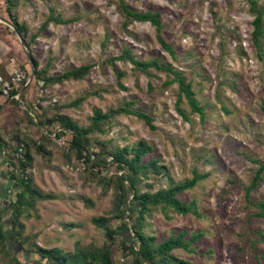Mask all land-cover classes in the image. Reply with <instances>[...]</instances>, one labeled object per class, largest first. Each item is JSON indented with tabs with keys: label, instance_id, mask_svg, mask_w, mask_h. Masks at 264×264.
I'll list each match as a JSON object with an SVG mask.
<instances>
[{
	"label": "rangeland",
	"instance_id": "1",
	"mask_svg": "<svg viewBox=\"0 0 264 264\" xmlns=\"http://www.w3.org/2000/svg\"><path fill=\"white\" fill-rule=\"evenodd\" d=\"M118 2L0 0V76L9 78L15 66L24 72L14 89L18 92L0 95V134L10 141V149L20 142L14 136L22 134L32 155L26 168L30 183L55 197L23 203L12 226L14 190L2 194L6 249L0 247V264H11L13 252L21 263L47 264L35 251L39 246L73 252L88 245L108 246L114 264H147L136 262L130 250L133 226L152 235L156 244L183 232L188 246L171 253L191 264H264V213L257 214L264 202V167L246 195L264 164V33L255 44L249 2L124 0L131 9L158 11L172 55L158 43L152 22L131 19L125 24ZM256 4L264 9V0ZM9 10L23 33L12 23ZM127 51L135 59L157 58L178 70L190 82L203 114L190 110L178 81L169 83L171 73L141 69L126 56L112 59ZM33 59L36 69H45L48 76L79 64L91 66L83 78L43 87V80L34 76ZM179 94L182 99L176 105ZM126 101L129 108L147 113L150 121L120 112L101 124L91 123L95 109L104 113ZM63 113L89 128L88 149L106 162L98 165L101 176L119 175L121 169L109 162L111 152L132 148L140 140L152 146L143 160L153 158L159 167L139 172L136 185L141 191L156 192L200 174L178 194L196 212L151 205L143 213L134 209L114 217L113 181L100 182L67 139L55 140L49 133L47 119ZM132 196L128 192V200ZM98 215L116 227L113 243L105 229L92 222ZM194 234L199 236L193 239Z\"/></svg>",
	"mask_w": 264,
	"mask_h": 264
},
{
	"label": "trees",
	"instance_id": "2",
	"mask_svg": "<svg viewBox=\"0 0 264 264\" xmlns=\"http://www.w3.org/2000/svg\"><path fill=\"white\" fill-rule=\"evenodd\" d=\"M9 1V0H5ZM249 2V8L253 12V39L254 43L258 44V41L261 35L264 33V9L257 6L256 0H247ZM118 9L122 12L125 17L124 23L127 24L131 19L137 20H148L152 22L157 29V41L161 45L163 49L170 53V55L174 54L173 48L168 45L162 34H161V20H159L158 11L152 10H135L131 9L127 6L124 0H119ZM11 15L12 23H14L19 29L21 33H23V26L20 25L16 19V17L9 10ZM52 19V18H51ZM44 21V25L47 24L48 20ZM56 22H64L67 19L53 18ZM25 37V34H23ZM28 44V42H27ZM128 57L135 65L139 66L141 69H147L148 67H153L158 71H166L171 73L173 79L170 82L178 81L180 89L183 91V96L186 98V101L190 107V110L198 112L200 115L203 114L202 106L199 104L198 100L193 96L194 92L191 89L190 82H186V79L181 73L172 69L170 66L163 65L159 63L157 58H151L148 60H139L135 59L128 51L118 54L112 59H117L121 57ZM34 64V76L37 79H42V85L48 86L51 84L62 83L67 79H79L83 78V76L89 71L90 64L84 63L79 64L77 66L64 69L62 73L48 76L46 75V70L36 69V60L33 59ZM17 92V90H12L11 93ZM2 92V88L0 86V95ZM182 99V94L177 95L176 105ZM130 102L126 101L123 104L118 105V107L110 108L106 112H101L99 109H95L92 114V124L98 125L99 123L106 122L111 117L118 115L120 112L133 113L136 116L144 119L146 122L150 121V116L142 111H138L128 107ZM182 111V110H181ZM47 122L51 124V128L49 133H54L55 140L64 138L67 139L68 147L72 148L77 156L82 159L84 163V168L92 172V174L98 177L100 182H107L106 185L110 184L113 181L114 187H116L115 199L113 204L114 217L121 218L125 215L126 211H132L134 209H139L140 213L147 211L151 205L157 206H168L177 212H188L193 211L196 212L195 209L191 206V204H186L180 197L179 192L185 190L188 187L193 186L196 180L200 177V174L194 172V174L189 178L185 179L181 182L174 183L170 185L169 188L162 189L156 192H151L148 190L141 191L139 187L136 185L138 181L139 172L145 173L149 166L158 170V166L155 162V159H151L149 161L143 160L145 154L151 151L152 146L148 144L144 140H140L138 144L132 148L123 147L122 149H118V151L111 152L113 155L109 162H113L116 164L117 168L121 169L119 175H116L115 178L101 176L99 175L100 170L99 166L104 167L106 162L98 156V152L89 150V128L82 127L76 124L73 119H71L67 114H58L55 117L47 119ZM22 134H16L14 137L19 139V143L16 147L12 149L8 148L11 146L10 141L6 140L0 134V150L4 156V159L9 167V179L13 184L14 197L11 198V202H14V208L12 211L11 223L12 226H15V219L18 216L19 210L23 203L31 202L33 199L43 198L45 199H53L55 198L51 193H44V191L39 188L34 187L30 183V177L27 174L26 168L28 161L32 158V155L28 148H26L24 137ZM24 143V144H22ZM35 145H39L36 141ZM28 147V146H27ZM40 147V145H39ZM131 152V155L129 153ZM91 155H95L91 157ZM95 167V170L92 168ZM264 164H260L254 173L250 183L246 189V195H249L250 190L253 187H256L257 181L260 178V172L263 169ZM107 177V178H106ZM126 181V183H125ZM132 192L133 196L130 200H128V192ZM28 193V194H27ZM7 202V201H6ZM5 202V203H6ZM262 210L257 212V214L264 213V202H261ZM14 216V217H13ZM1 217V211H0ZM1 220V219H0ZM92 222L98 227L104 228L107 240L109 243H113L115 240V235L117 234L116 227H110L108 225L109 218L102 216H93L91 218ZM140 221L136 224L139 225ZM134 227L135 236L131 239L133 242L130 245V250L134 252L135 261L141 262L143 260L146 261L147 264H191L190 260L175 257L171 252L177 246H188L189 241H185L182 238L183 232L176 234L175 236H170L167 239L163 240L161 243L156 244L154 242V238L152 235H147L138 229L136 226ZM193 239L197 238L199 234L191 235ZM15 238V235H14ZM6 239V235L3 231L2 224L0 221V247L6 249V245L4 243ZM18 241V240H17ZM138 242V243H137ZM138 244V247H136ZM37 251L43 259L47 260V264H114L112 251L108 246L98 247L95 245H88L87 247H77L73 252H63L59 247L46 248L43 246H39ZM13 262L11 264H29L27 261H23L21 263L20 257L16 253H12Z\"/></svg>",
	"mask_w": 264,
	"mask_h": 264
},
{
	"label": "built area",
	"instance_id": "3",
	"mask_svg": "<svg viewBox=\"0 0 264 264\" xmlns=\"http://www.w3.org/2000/svg\"><path fill=\"white\" fill-rule=\"evenodd\" d=\"M23 77L24 72L18 66L13 67L9 78L4 79L0 76V86L2 88L1 96H7L8 94L10 96L14 95L16 92L12 95L11 92L18 87ZM60 140L63 141L64 138H60ZM0 202H2V196H0Z\"/></svg>",
	"mask_w": 264,
	"mask_h": 264
},
{
	"label": "crops",
	"instance_id": "4",
	"mask_svg": "<svg viewBox=\"0 0 264 264\" xmlns=\"http://www.w3.org/2000/svg\"><path fill=\"white\" fill-rule=\"evenodd\" d=\"M0 104H1V101H0ZM0 108H1V105H0ZM8 168L9 167L7 166L4 156L0 150V196H2V194L6 196L7 193L11 191V189L13 188L12 183L9 179Z\"/></svg>",
	"mask_w": 264,
	"mask_h": 264
},
{
	"label": "water",
	"instance_id": "5",
	"mask_svg": "<svg viewBox=\"0 0 264 264\" xmlns=\"http://www.w3.org/2000/svg\"><path fill=\"white\" fill-rule=\"evenodd\" d=\"M2 20H4V19H2ZM4 21L9 23V20H7V19H6V20H4ZM28 56H29V52H28Z\"/></svg>",
	"mask_w": 264,
	"mask_h": 264
}]
</instances>
